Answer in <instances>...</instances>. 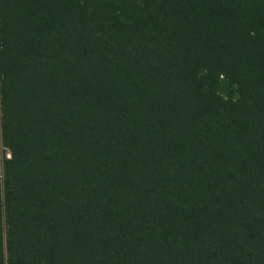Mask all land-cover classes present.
<instances>
[{
	"label": "trees",
	"instance_id": "1",
	"mask_svg": "<svg viewBox=\"0 0 264 264\" xmlns=\"http://www.w3.org/2000/svg\"><path fill=\"white\" fill-rule=\"evenodd\" d=\"M0 264H264V0H0Z\"/></svg>",
	"mask_w": 264,
	"mask_h": 264
}]
</instances>
